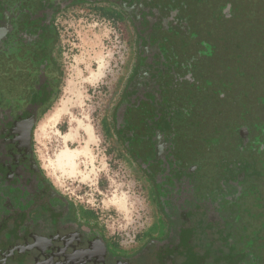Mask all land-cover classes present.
I'll use <instances>...</instances> for the list:
<instances>
[{
	"label": "flooded vegetation",
	"instance_id": "1",
	"mask_svg": "<svg viewBox=\"0 0 264 264\" xmlns=\"http://www.w3.org/2000/svg\"><path fill=\"white\" fill-rule=\"evenodd\" d=\"M224 1L223 10V0H0V264H181L183 242L198 264H264V161L253 143L263 96L255 102L239 86L255 81L247 47L256 34L228 28L241 0ZM73 6L118 10L135 39L115 133L121 158L149 183L154 212L129 247L59 191L34 152V128L62 78L56 20ZM263 29L254 36L262 63ZM162 223L164 237L155 233Z\"/></svg>",
	"mask_w": 264,
	"mask_h": 264
},
{
	"label": "rangeland",
	"instance_id": "2",
	"mask_svg": "<svg viewBox=\"0 0 264 264\" xmlns=\"http://www.w3.org/2000/svg\"><path fill=\"white\" fill-rule=\"evenodd\" d=\"M219 2L216 1L215 6ZM224 2L220 3L223 10L227 6ZM263 2L241 0L238 16L228 23V28L236 24L235 30L240 34L255 29L256 35L248 34L251 47L244 46L241 38L235 42L241 47L239 56L248 49L257 56L255 64L252 62L249 66L251 71L255 69L251 72L255 81L239 79V86L244 91L248 88L255 102L259 100L258 95L263 96V105L257 103L256 113H264V72H259L258 67H263L264 63L254 52L260 49L254 36L258 37L257 31L264 28ZM205 13L211 14L206 8ZM255 15L256 23L250 20ZM203 23L204 27L200 21L201 31L207 29L205 20ZM56 24L61 52L60 90L55 103L34 128V152L53 185L74 203L96 213L106 233L122 246L129 247L135 237L137 239L148 228L154 212L147 179L136 173L134 164L121 158L123 150L116 142L115 116L119 117L122 95L135 67L133 32L125 21L102 17L86 6L68 8L57 18ZM224 27L218 28V32L228 30ZM203 33L206 35L205 31ZM262 35L260 38L264 40V29ZM206 37L213 39V36ZM254 42L256 45H251ZM219 49L217 53L222 58L224 53L221 47ZM241 88L238 93L242 94ZM235 104L238 109L241 107V113H246V100L239 98ZM262 132L253 143L264 161V130ZM68 151L75 154L73 170L59 166L61 154ZM159 228L155 233L163 236L165 224ZM180 249L189 257L186 263L179 254L176 259L181 264H198L186 242ZM143 262L150 264L147 259Z\"/></svg>",
	"mask_w": 264,
	"mask_h": 264
},
{
	"label": "trees",
	"instance_id": "3",
	"mask_svg": "<svg viewBox=\"0 0 264 264\" xmlns=\"http://www.w3.org/2000/svg\"><path fill=\"white\" fill-rule=\"evenodd\" d=\"M94 11H97V13L105 18H112L114 20H122L125 21V18L120 14V12L118 10L115 9H109V8H104V7H99V8H95ZM127 23V22H126Z\"/></svg>",
	"mask_w": 264,
	"mask_h": 264
},
{
	"label": "bare ground",
	"instance_id": "4",
	"mask_svg": "<svg viewBox=\"0 0 264 264\" xmlns=\"http://www.w3.org/2000/svg\"><path fill=\"white\" fill-rule=\"evenodd\" d=\"M59 115V113H57L54 117L57 118ZM66 140V139H65ZM74 158H75V154H73L72 152L68 151V152H63L60 156V164L59 166L61 165H64V166H67L68 169L70 170H73L74 167H75V162H74Z\"/></svg>",
	"mask_w": 264,
	"mask_h": 264
},
{
	"label": "crops",
	"instance_id": "5",
	"mask_svg": "<svg viewBox=\"0 0 264 264\" xmlns=\"http://www.w3.org/2000/svg\"><path fill=\"white\" fill-rule=\"evenodd\" d=\"M91 211V210H90ZM92 212V211H91ZM94 213V212H92ZM95 217H96V213H94ZM96 219L98 220V218L96 217ZM99 222V221H98ZM100 224V223H99ZM102 227V226H101ZM107 234V233H106ZM108 235V234H107ZM109 236V235H108ZM119 242V241H118Z\"/></svg>",
	"mask_w": 264,
	"mask_h": 264
}]
</instances>
